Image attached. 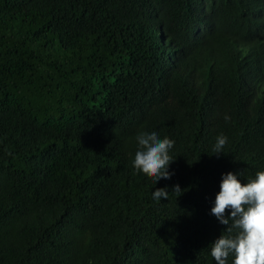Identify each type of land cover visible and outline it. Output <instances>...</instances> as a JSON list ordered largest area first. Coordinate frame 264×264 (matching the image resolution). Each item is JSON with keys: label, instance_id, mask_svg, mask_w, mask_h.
Masks as SVG:
<instances>
[{"label": "trees", "instance_id": "trees-1", "mask_svg": "<svg viewBox=\"0 0 264 264\" xmlns=\"http://www.w3.org/2000/svg\"><path fill=\"white\" fill-rule=\"evenodd\" d=\"M258 171L264 0H0V264H216L223 174Z\"/></svg>", "mask_w": 264, "mask_h": 264}, {"label": "clouds", "instance_id": "clouds-1", "mask_svg": "<svg viewBox=\"0 0 264 264\" xmlns=\"http://www.w3.org/2000/svg\"><path fill=\"white\" fill-rule=\"evenodd\" d=\"M229 120L225 116V121ZM137 151L132 167L137 173L158 182L170 179L169 165L174 159L169 155L174 141L165 137L160 139L156 132H140L136 136ZM227 137L216 138L214 154L223 153ZM172 191L181 195L177 184ZM166 188H157L152 199L159 202L167 200ZM226 212L230 214L226 216ZM211 214L225 226L226 234H221L211 243V256L216 264H264V171H258L254 179L241 183L233 172L223 174L220 191L216 194Z\"/></svg>", "mask_w": 264, "mask_h": 264}]
</instances>
